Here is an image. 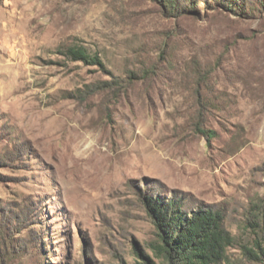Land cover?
Segmentation results:
<instances>
[{
    "label": "rangeland",
    "instance_id": "1",
    "mask_svg": "<svg viewBox=\"0 0 264 264\" xmlns=\"http://www.w3.org/2000/svg\"><path fill=\"white\" fill-rule=\"evenodd\" d=\"M173 2L0 0V264H160L153 201L262 264L264 0Z\"/></svg>",
    "mask_w": 264,
    "mask_h": 264
},
{
    "label": "trees",
    "instance_id": "2",
    "mask_svg": "<svg viewBox=\"0 0 264 264\" xmlns=\"http://www.w3.org/2000/svg\"><path fill=\"white\" fill-rule=\"evenodd\" d=\"M161 1L163 6L166 4L167 7H173V0ZM228 8L235 11L233 3ZM65 52L72 60L85 62L90 60L93 64L101 65L98 56L88 54L81 47L70 46ZM196 95L199 97L198 90ZM195 128L201 135L214 136V131L200 122L196 123ZM149 210L157 236L149 244V249L160 264H223L226 261V249L233 243L234 236L224 227L221 212L205 206L199 207L196 211H180L179 206L173 201H153L149 205ZM247 223L262 234L250 246L241 245L243 254L248 259L264 264L263 213L257 212ZM148 263L154 264L150 260Z\"/></svg>",
    "mask_w": 264,
    "mask_h": 264
}]
</instances>
